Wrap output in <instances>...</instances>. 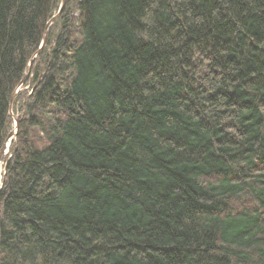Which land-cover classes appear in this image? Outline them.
<instances>
[{"label": "trees", "instance_id": "1", "mask_svg": "<svg viewBox=\"0 0 264 264\" xmlns=\"http://www.w3.org/2000/svg\"><path fill=\"white\" fill-rule=\"evenodd\" d=\"M60 1L0 0V264H264V0H66L35 60Z\"/></svg>", "mask_w": 264, "mask_h": 264}, {"label": "water", "instance_id": "2", "mask_svg": "<svg viewBox=\"0 0 264 264\" xmlns=\"http://www.w3.org/2000/svg\"><path fill=\"white\" fill-rule=\"evenodd\" d=\"M65 2H66V0H61V1H60V5H59V8H58L57 13H56L53 17H51V18L49 19V21L46 23L45 31H44V35H43V38H42L41 45H40L38 51H37V52L35 53V55H34V59H35V60H37L38 55L40 54L42 48H43L44 45H45L48 28L50 27V25H52V24L56 21V19H57V18L59 17V15L61 14V12H62V10H63V8H64V6H65ZM30 63H31V62H30ZM24 80H25V78H24ZM24 80H22V82L20 83V85L24 83ZM13 99H14V97H11V99H10V103H9V110H8L9 112H8V113H9V115H10V116L12 117V119H13L14 127H13V129L10 130V132L8 133V135H7V137H6V141H5L4 145L2 146V148L0 149V165H1V159H2V156H3V155L5 154V152L7 151L8 146H9V143L11 142V139H13L14 136H15V134H16V130H17V126H18V123H19V119H20V117L22 116V114L17 115V116H15V117L12 116V114H11V106H12V104H13ZM0 186H1V178H0Z\"/></svg>", "mask_w": 264, "mask_h": 264}, {"label": "rangeland", "instance_id": "3", "mask_svg": "<svg viewBox=\"0 0 264 264\" xmlns=\"http://www.w3.org/2000/svg\"><path fill=\"white\" fill-rule=\"evenodd\" d=\"M50 29H51V31H52V28H54V26H52V25H50V27H49ZM48 28V30H47V36H48V34H49V31H50V29ZM53 31H56V29L55 30H53ZM46 41H47V37H46ZM45 44H46V42H45ZM45 46V45H44ZM37 60H38V58H37ZM34 65V64H33ZM33 65H31L30 67H29V69H28V71H27V73H26V76H25V79L26 80H24V83L23 84H21L20 85V88H18V92H26L27 94H30V86L28 85V84H26L25 82L27 81V80H31V77L29 76V74H30V70H31V68H32V66ZM13 105V104H12ZM17 106H15V108H16ZM11 114H12V116L13 117H15V116H17L18 115V112H17V109H14V110H12V106H11ZM11 117V116H10ZM12 118V117H11ZM13 120V119H12ZM13 127H14V124H13ZM13 127H12V129H13ZM11 129V130H12ZM17 131V130H16ZM14 138H15V136H14ZM13 138V139H14ZM13 139H11V142L13 141ZM11 142L9 143V146H10V144H11ZM9 146H8V149H7V151L5 152V154L2 156V158H4V156H6L7 154H8V152H9ZM1 172H2V161H1V165H0V178H1Z\"/></svg>", "mask_w": 264, "mask_h": 264}]
</instances>
